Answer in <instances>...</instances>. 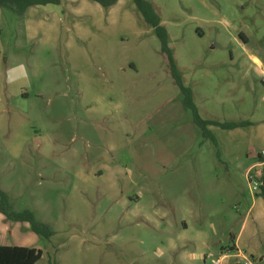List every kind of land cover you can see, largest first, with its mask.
<instances>
[{
	"label": "rangeland",
	"instance_id": "obj_1",
	"mask_svg": "<svg viewBox=\"0 0 264 264\" xmlns=\"http://www.w3.org/2000/svg\"><path fill=\"white\" fill-rule=\"evenodd\" d=\"M86 1L91 6L79 16L63 15V10L50 21L43 16L42 30L55 22L57 51L53 59L47 52L38 53L32 65L33 69L45 67L44 71L49 67V74L59 70L64 86L67 82L76 85L78 97L71 95L75 103L52 99L45 107L48 98L37 101V92L47 93L53 87L49 75L43 76L32 82V104L36 102L38 108L32 106L27 119L33 138L30 152L24 154L27 164L22 158L10 160V149H5L9 139H0V190L8 196L13 211L30 210L52 235L46 240L28 223L13 222L0 212V246L45 252L50 240L64 235L57 227L64 215L60 195L73 187L74 174L82 173L95 190L132 189L140 193L144 215H152V207L158 211L160 232L167 233L170 223H180L183 218L191 223L188 236L194 234L196 226H203L214 258L222 248L233 245L231 236L239 234L249 217L243 228L242 250L256 249L254 257L248 255L250 262L264 264V198L250 190L245 176L254 161L245 158L231 162L220 143L237 141L238 148L232 150L242 153L248 144L260 142L264 95L253 79L244 81L240 66L236 90L220 82L222 74L210 71L206 83L201 76L206 61L213 57L225 60L229 50L239 53L230 42L226 50L222 49L220 41L228 38L210 24L212 21L228 32L238 28L248 38V52L264 59V0H154L169 30L170 48L180 70L194 84L200 117L211 110L220 122L243 120L254 125L233 133L207 127L216 144L204 135L194 122L193 112L185 106L152 28L145 23L140 26L138 20L123 13L112 18V8L101 7V14L96 13L92 4H97ZM0 13L1 39L13 45L24 15L2 8ZM198 28L203 36L197 33ZM5 30H11L12 35H6ZM43 43L45 37L37 35L25 42L24 52L32 55ZM214 45L217 49L212 51ZM50 62L55 65L49 66ZM163 73L170 77L171 86L165 85ZM195 85L205 86L206 93L199 94ZM72 113L88 124L77 127L69 118ZM40 139L45 142L43 149L37 145ZM109 168L114 169L112 174ZM185 209L193 214L189 216ZM214 258L210 256L206 263L213 264Z\"/></svg>",
	"mask_w": 264,
	"mask_h": 264
},
{
	"label": "crops",
	"instance_id": "obj_2",
	"mask_svg": "<svg viewBox=\"0 0 264 264\" xmlns=\"http://www.w3.org/2000/svg\"><path fill=\"white\" fill-rule=\"evenodd\" d=\"M148 1L151 2L160 17L161 24L166 27L154 0ZM90 6L86 0H62L58 6L49 5L29 8L24 14V21L19 26L20 29L16 30L17 40L13 45L9 42L5 43L1 39L2 33L0 32V139H9L8 143L6 142L5 144V149H10L8 152L10 160L18 162L22 158L21 161H25V164H27L24 154L30 152L28 150L33 142L27 119L30 118L31 107L38 108L35 105L36 102L32 104L31 91H35V86L32 85V82H36L37 79H42L43 76L48 75L49 80L53 81L52 90L47 93L42 90L37 92L35 96L37 101L40 100V102L48 98L49 103L45 107H49L52 104V99L60 101L70 100L73 105L76 98H72L71 95L75 94L78 97L79 94L76 85H68L67 82L64 86L59 70H51L50 75L48 73L49 67L46 71H44L45 67L43 68L42 66L35 69L32 68L33 61L37 58L38 53L47 52L49 57L53 59L55 58L54 52L57 51L56 39L53 38V36L58 35L55 22L47 29L42 30L40 26L43 25V16L45 20L50 21L54 15L61 14L62 10L63 15L79 16ZM92 6L96 13L101 14L100 5V7H98V4H92ZM135 9L131 0H119L109 14L110 17L116 18L123 13L127 18L138 20V24L143 26L145 22ZM206 21L211 22V20ZM212 22L210 24L214 25L217 31H223L228 38L222 42L220 41L222 49L226 50V44L230 42L231 45H235V49L239 53L235 55L233 50H229L226 51L229 55L227 53L224 54L227 56L225 60H218L213 57L215 59L212 58L206 61V70L201 74L204 82L210 81V75H212L210 71H214L223 75L219 79L221 80L220 82L223 81L224 85H227L229 89L236 90L240 82L238 75L240 73L238 67L240 66L244 70V81L253 79L264 95V83L261 78L264 72V59L248 52V38L244 37L243 33H239L240 30L238 28H233L232 30L230 28V32H228L226 27L221 26L220 23ZM37 23L39 27L36 28ZM0 24L2 25V22ZM79 30L77 29V31ZM151 31L153 30L151 29ZM167 31L170 42V33L168 29ZM5 32H8L6 34L8 36L12 35L11 30H5ZM197 33L200 36L204 35V32H200L199 28ZM37 35L45 37V43L41 45V49L32 55L24 52L25 42L28 43ZM222 45H225V47ZM216 49V45L211 48L212 51ZM174 59L178 70L182 74L184 85L191 89L194 103L198 108V112H200L194 84L186 79L185 73L181 72L175 53ZM53 65L55 64L50 62L49 66ZM169 78L165 73L166 86L167 84L170 86L172 84ZM197 88L199 89V94L202 93V95L207 91L205 86H198ZM166 98L170 99L171 96L167 95ZM206 99L208 100L207 96ZM57 109H61L60 103L57 104ZM207 112L203 118L204 120L224 123L220 122L216 112L211 110H207ZM69 118L77 127L79 124H88L85 118L79 120L75 113H72ZM24 122H26V125ZM232 122L241 121L232 120ZM259 123H261L260 142L255 143V145L248 144L247 150L242 153L232 150L238 148L237 141L219 142L226 148L225 155L231 159V162H242L245 158V160L253 159L254 162L247 171L252 170L261 180L264 178V156H262L264 152V120ZM252 126L254 125L250 124L247 127ZM247 127L228 131L232 133L239 132V129ZM215 128L218 129V127ZM77 137L78 135L76 134ZM80 140H83V137ZM37 145L43 149L45 146L44 139L38 140ZM219 154L220 152L218 151L216 155L218 156ZM108 171L112 174L114 169L109 168ZM73 181V187L68 188L60 195L61 201H64L62 206L64 215L60 217L57 227L61 229L60 235L61 232L64 235L57 236L49 241L47 249L42 252V257L38 264H207L206 261L210 259V256L214 258L215 254L210 252L209 242L203 226H196L194 234L188 236L186 233L190 230L191 223L183 218L180 223L174 225L170 223L167 233L160 232L159 226L161 223L158 219L156 222L158 211L152 207L153 214L144 215L142 209L143 198L140 193H134L135 190L133 192L132 189L122 191L116 188L113 190L108 188L95 190L90 187L88 177L82 173L74 174ZM152 202L156 203V201ZM185 211L189 216L193 214L190 209H185ZM250 212L252 210H249L248 214ZM247 219L245 218L243 228L246 227L245 224L247 225ZM243 228L238 235L231 236L232 241H234L233 245L226 248V250L222 248L221 252H219V257L214 258L212 263L219 262L223 264L228 260H234L235 264H240L237 259H241L244 263L250 262L248 255L253 256L256 249H251L249 250L250 252L242 250ZM250 264L252 263L250 262Z\"/></svg>",
	"mask_w": 264,
	"mask_h": 264
},
{
	"label": "trees",
	"instance_id": "obj_3",
	"mask_svg": "<svg viewBox=\"0 0 264 264\" xmlns=\"http://www.w3.org/2000/svg\"><path fill=\"white\" fill-rule=\"evenodd\" d=\"M100 5L103 9L113 8L119 0H89ZM62 0H0V8L10 10L19 16H23L29 8L40 6H58ZM137 11L142 16L145 24L153 29L161 45V54L163 55L167 70L174 84L178 87L184 97V103L187 108L193 112L194 122L204 131V135L212 139L214 144L216 140L209 134L207 127L215 126L223 130H234L245 127L250 123L207 121L200 117L198 109L193 101V94L190 88L184 85L182 74L178 70L174 59L173 50L170 48L169 35L167 29L161 24L160 17L156 13L153 5L148 0H132ZM258 196L264 198V178L260 180V189ZM0 212L8 220L19 223H28L31 230L38 236L49 239L52 235L51 230L44 224L36 221L34 213L30 210L15 212L9 205L8 196L0 190ZM42 251L26 247L0 246V264H38L41 260Z\"/></svg>",
	"mask_w": 264,
	"mask_h": 264
},
{
	"label": "built area",
	"instance_id": "obj_4",
	"mask_svg": "<svg viewBox=\"0 0 264 264\" xmlns=\"http://www.w3.org/2000/svg\"><path fill=\"white\" fill-rule=\"evenodd\" d=\"M262 81L264 83V72L261 75ZM262 156H264V152L262 153ZM246 179L247 182L249 184V188L253 193H258L259 189H260V178L257 176V174L255 172L248 171L246 173ZM214 264H220L219 262H213ZM247 264H250V262H248Z\"/></svg>",
	"mask_w": 264,
	"mask_h": 264
}]
</instances>
